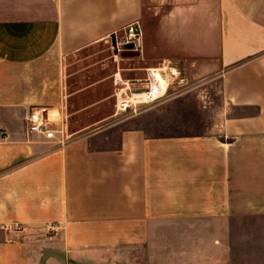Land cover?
<instances>
[{
	"label": "crops",
	"instance_id": "1",
	"mask_svg": "<svg viewBox=\"0 0 264 264\" xmlns=\"http://www.w3.org/2000/svg\"><path fill=\"white\" fill-rule=\"evenodd\" d=\"M122 31L194 89L29 134L68 110V57ZM0 135V264H264V0H0Z\"/></svg>",
	"mask_w": 264,
	"mask_h": 264
},
{
	"label": "rangeland",
	"instance_id": "2",
	"mask_svg": "<svg viewBox=\"0 0 264 264\" xmlns=\"http://www.w3.org/2000/svg\"><path fill=\"white\" fill-rule=\"evenodd\" d=\"M125 35L122 31L114 38L100 41L68 57V122L71 133L86 135L111 122L109 118L115 114L113 79L119 69L131 77L142 75L147 67H160L150 65L140 55H122L124 49L130 48Z\"/></svg>",
	"mask_w": 264,
	"mask_h": 264
},
{
	"label": "built area",
	"instance_id": "3",
	"mask_svg": "<svg viewBox=\"0 0 264 264\" xmlns=\"http://www.w3.org/2000/svg\"><path fill=\"white\" fill-rule=\"evenodd\" d=\"M130 40L134 38L132 29ZM129 40V41H130ZM142 75L127 77L120 69L114 73L113 90L115 117L138 115L148 106L166 99L169 96H179L192 90V85L186 76L175 66L147 67ZM65 107V106H64ZM26 115L28 132L42 136L51 141H59L66 145L70 141L68 110L64 114L55 108L34 106ZM0 135V141L2 140ZM56 224H50L47 231L51 234L57 230ZM17 229H20L17 226Z\"/></svg>",
	"mask_w": 264,
	"mask_h": 264
},
{
	"label": "water",
	"instance_id": "4",
	"mask_svg": "<svg viewBox=\"0 0 264 264\" xmlns=\"http://www.w3.org/2000/svg\"><path fill=\"white\" fill-rule=\"evenodd\" d=\"M130 48L129 49H124L121 53L122 55H124L125 57H131V56H139L140 52L138 50H136L135 48H133L135 46V44L130 43Z\"/></svg>",
	"mask_w": 264,
	"mask_h": 264
}]
</instances>
